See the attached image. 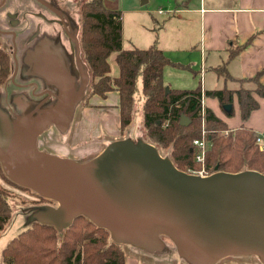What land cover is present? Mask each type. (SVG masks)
I'll use <instances>...</instances> for the list:
<instances>
[{
  "label": "water",
  "instance_id": "95a60500",
  "mask_svg": "<svg viewBox=\"0 0 264 264\" xmlns=\"http://www.w3.org/2000/svg\"><path fill=\"white\" fill-rule=\"evenodd\" d=\"M75 46L80 66L77 39ZM87 81L86 76L79 95ZM64 105L63 100L55 114L26 127L15 142L0 138L7 177L58 203L47 210L52 220L42 223L62 228L83 215L116 243L154 250L161 246L160 236H168L191 264H214L232 255H255L264 264V174H191L154 145L128 139L111 142L84 163L47 155L37 149V136L56 122ZM180 123L188 119L182 116Z\"/></svg>",
  "mask_w": 264,
  "mask_h": 264
},
{
  "label": "trees",
  "instance_id": "16d2710c",
  "mask_svg": "<svg viewBox=\"0 0 264 264\" xmlns=\"http://www.w3.org/2000/svg\"><path fill=\"white\" fill-rule=\"evenodd\" d=\"M104 0H84L80 5V34L78 37L80 58L84 61L90 75V94L104 97L116 90L119 94L120 132L132 121L137 93L143 97L142 124L146 135L158 147L171 146L170 160L180 170L198 165L193 160L192 140L199 137L202 120V95L216 98L224 107L232 105L236 94L239 114L246 120L251 111L258 107L252 90L241 87L237 90L227 88L202 90L200 84L193 89H172L162 82L163 68L167 65H179L170 60L155 45L147 48L122 47V15L119 10L107 8ZM241 46L231 44L228 56L234 57ZM75 45L68 55V68L73 73ZM116 53L115 62L118 74L111 75L108 57ZM73 54V55H72ZM77 69V68H76ZM225 67H216V71L225 72ZM258 72L247 79L254 85L253 91L264 97V86L260 83ZM11 65L8 52L0 47V85L10 79ZM44 97L40 104L46 102ZM35 105V106H36ZM34 106V108H35ZM188 119L186 125L180 123L181 117ZM204 119L210 142L205 163L208 170L239 172L255 170L264 174V152L256 143L258 133L241 125L230 130L227 135H218L228 130L224 121L209 108L204 107ZM0 175L3 179L21 189H28L10 180L0 163ZM39 198L45 199L38 195ZM8 192L0 186V232L10 218ZM55 225L34 221L30 227L12 237L2 250V264H125L121 244L111 240L110 233L97 227L87 217L80 215L62 229V237Z\"/></svg>",
  "mask_w": 264,
  "mask_h": 264
},
{
  "label": "rangeland",
  "instance_id": "374dc122",
  "mask_svg": "<svg viewBox=\"0 0 264 264\" xmlns=\"http://www.w3.org/2000/svg\"><path fill=\"white\" fill-rule=\"evenodd\" d=\"M5 1V3L0 5V27L8 26L11 31H17L18 36L15 42L10 45L9 36L0 35V46L6 47L11 53L12 76L16 75V73L18 74L14 77V80L7 82L5 85H0V138L5 141L15 142L16 138L14 136L19 138L26 127L30 129L37 126L43 119L55 114L64 100L65 107H63L59 120L60 124L56 126L59 129L51 130L55 132H50L48 135V139H51L49 142H53L52 146L40 148L42 145L37 144L39 151L47 155L60 157L59 151L55 147V141L59 142L61 139L62 143L71 145L72 141L76 139L73 135L75 125V131L78 130L80 134L79 138L85 136L82 129L83 125V128L87 130L91 127V140L96 136L95 132H93L94 126L87 127V124L84 122H81V124L76 122L79 117H82L80 114L81 106L84 105V100L90 94L89 70L81 58L80 66L77 63L75 64L77 69L74 64L71 65L73 73H70L67 63L69 59L72 61V56L68 58V55L73 51L75 39L80 34L79 9L84 0ZM198 1L185 0L184 4L186 5H177L175 0H104L103 2L107 8L121 12L122 42L124 46L128 47L131 45H141L146 36L153 37L157 33L162 34L165 29H162L161 25L164 22L186 14V11H183L184 9L176 11L178 8L193 10L197 7ZM1 2L2 0H0ZM159 9H162L164 13H158ZM167 11L168 14L166 13ZM4 14L9 15V23L5 22L2 16ZM25 46H30L31 62L28 65H24V61L22 60L24 59L23 49ZM46 53H50L51 55H47ZM113 54L111 53L108 57L111 63ZM64 56L66 65L62 66ZM43 62L44 64L42 65ZM52 66H57L55 69H62L63 71H65L63 69L65 67L68 74H63L61 70H50ZM112 66L115 67V63H112ZM52 72L55 73L52 74ZM86 76L88 77V81L82 94L79 95ZM43 97L46 100L45 103L42 105L33 104L38 103ZM134 101L135 106L132 121L121 133L120 138L128 139L134 144L140 141L150 143L156 147L162 157L170 159L171 146L157 148L156 144L146 135L142 124L143 97L140 93L135 94ZM229 110L231 113L226 116H233L235 114V107L231 106ZM94 120H97L95 123V128H97L102 119L100 116H96ZM204 130V135H207L208 130L206 129V125ZM220 132L218 135H221ZM103 133L105 132L102 131ZM54 134L56 135L55 139L53 138ZM105 134L103 136L100 134V137L96 138L102 140L105 138ZM125 135L126 137H124ZM102 141L106 142V145L111 142L109 139H103ZM85 143L87 142L85 141ZM85 143L82 141L76 147L80 148ZM208 144L210 145V142ZM209 145L203 154V162L196 161L198 165H193V167L188 166L185 170L186 172H198L202 168L209 174L219 171L215 169L211 172L206 167L205 158ZM69 158L73 160L71 157ZM77 160L74 161L84 163L86 159L82 158V162ZM193 160L195 161L194 157ZM0 186L8 192L11 209L9 221L0 232V264H2V250L6 243L19 232L30 227L34 221L50 222L52 216L47 210L58 206V203L49 199L39 198L38 194L29 188L21 189L13 186L3 179L1 175ZM63 228L65 227L57 228L59 230L57 232L59 238L62 237ZM160 239L161 246L154 250H146L137 246L119 243L124 253V262L126 258L131 257L140 261L139 264H191L179 254L176 244L171 238L161 235ZM249 256L258 261V264H263L255 255Z\"/></svg>",
  "mask_w": 264,
  "mask_h": 264
},
{
  "label": "crops",
  "instance_id": "0c3cea01",
  "mask_svg": "<svg viewBox=\"0 0 264 264\" xmlns=\"http://www.w3.org/2000/svg\"><path fill=\"white\" fill-rule=\"evenodd\" d=\"M184 1L175 0V3L177 5L184 4ZM186 9L188 8H178L176 11L183 10L186 11V14L167 20L161 25V28L165 29L162 34L157 33L153 37L146 36L142 44L136 47L144 49L155 45L173 62L187 65V67L167 65L163 68L162 82L172 89H193L198 84L204 91L222 88L237 90L241 87L251 89L258 107L251 111L249 117L243 120L244 122L240 118L236 94H233V103L230 105L235 107L233 116H226V111L223 110L216 98L204 96V106L224 121L228 130H234L243 125L264 135V97L253 91L252 82L246 81L258 72H262L259 81L264 86V0H199L195 9ZM166 13L168 14V11ZM231 44L241 46V50L230 58L228 49ZM133 46L126 47L122 42L123 48ZM29 47L25 46L23 49L24 65L31 62ZM46 54L51 55L50 53ZM115 55L116 53L112 57L115 67L109 62L113 76L118 74ZM64 64L65 56L62 59V66ZM221 66H224L226 70L219 74L216 67L220 68ZM55 67L57 66H52L50 70ZM63 69L65 71L55 70H61L63 74L67 75L66 68ZM54 73L52 72V74ZM118 105L119 94L116 90L108 92L104 97L98 94L88 95L80 109L82 117H79L76 122L79 124L84 122L87 127L94 126L93 132L96 136L91 140V127L87 130L83 128V125L81 127L85 136L79 138L80 134L78 130L75 131V125L73 135L76 139L72 141L71 145L62 143L61 139L59 142L55 141V147L59 151L60 157H71L73 160L78 159L79 162H82L83 158L86 159L84 160L86 162L105 149L107 145L102 141L103 139H109L111 142L121 139ZM63 107L56 122L37 136L36 147L37 144L42 145L40 148L52 146L53 142H49L51 139H48V135L50 132H55L51 130L59 129L56 126L60 124ZM96 116H100L102 119L97 128H95L97 120H94ZM102 131L106 133H103L106 136L102 140H98L96 137H100V134L103 136ZM55 136L54 134V139ZM14 137L16 138V136ZM79 141L87 143L78 148L76 146L78 143L80 144ZM139 262L131 257L125 259V264H139ZM214 264H258V261L249 255H232L224 257Z\"/></svg>",
  "mask_w": 264,
  "mask_h": 264
},
{
  "label": "built area",
  "instance_id": "2783aa9c",
  "mask_svg": "<svg viewBox=\"0 0 264 264\" xmlns=\"http://www.w3.org/2000/svg\"><path fill=\"white\" fill-rule=\"evenodd\" d=\"M159 13H164V11L162 9L158 10ZM201 103H202V110H201V114H202V133L200 135L199 138H196L193 140V147H192V152H193V157L195 159V161L197 162H203V154L205 153V151L208 148V143L209 141L207 140V135H204V127H205V119H204V96L202 95L201 97ZM230 130H223L220 132L221 135H227L229 133ZM256 143L258 145L259 150L264 152V135L258 134V136L256 137ZM191 174H195V175H199V176H208L209 173L205 172L204 168H202L200 171H192L189 172Z\"/></svg>",
  "mask_w": 264,
  "mask_h": 264
},
{
  "label": "flooded vegetation",
  "instance_id": "af4514ba",
  "mask_svg": "<svg viewBox=\"0 0 264 264\" xmlns=\"http://www.w3.org/2000/svg\"><path fill=\"white\" fill-rule=\"evenodd\" d=\"M6 1L5 0H2V2L0 3V5L1 4H3V3H5ZM3 16V18L5 19V22L6 23H9L10 21V17H9V15L8 14H4V15H2ZM0 35H3V36H9V44L10 45H12V43L13 42H15V39L17 38V36H18V32L16 31H11V29L10 28H8V26H5V27H0ZM13 37V38H12ZM0 47H2V48H4L7 52H8V54H9V58H10V65H11V53H10V51L6 48V47H3V46H0ZM16 51V50H15ZM18 73H16V75H17ZM16 75L14 76V77H16ZM9 81H11L12 80V71H11V74H10V77H9ZM8 81V82H9Z\"/></svg>",
  "mask_w": 264,
  "mask_h": 264
}]
</instances>
